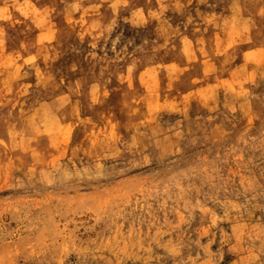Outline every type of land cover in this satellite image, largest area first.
Returning <instances> with one entry per match:
<instances>
[{"label": "rangeland", "instance_id": "374dc122", "mask_svg": "<svg viewBox=\"0 0 264 264\" xmlns=\"http://www.w3.org/2000/svg\"><path fill=\"white\" fill-rule=\"evenodd\" d=\"M263 91L264 0H0V264H264Z\"/></svg>", "mask_w": 264, "mask_h": 264}, {"label": "bare ground", "instance_id": "6f19581e", "mask_svg": "<svg viewBox=\"0 0 264 264\" xmlns=\"http://www.w3.org/2000/svg\"><path fill=\"white\" fill-rule=\"evenodd\" d=\"M161 15V14H160ZM165 18V17H164ZM169 20V19H168ZM164 22H166V21H164ZM163 22V23H164ZM167 27V26H166ZM164 27H162V29H163ZM165 29H163V31H164ZM171 30V29H170ZM166 33V32H165ZM92 42V41H91ZM92 44V43H91ZM79 45V44H78ZM92 47V46H91ZM87 54V53H86ZM39 70V69H38ZM38 73V72H37ZM40 74V73H39ZM43 76V75H42ZM264 92V91H263ZM261 94V93H260ZM259 95V94H258ZM244 99V98H243ZM250 99V98H249ZM256 99V98H255ZM248 100V99H247ZM239 102V101H238ZM237 102V103H238ZM250 102V101H249ZM240 103V102H239ZM248 103V102H247ZM221 106H223V105H221ZM225 106V105H224ZM248 106V105H247ZM208 107V106H207ZM211 108V107H210ZM238 108V107H237ZM214 109V108H213ZM240 109H242V108H240ZM204 110V109H203ZM227 110V109H226ZM201 111V110H200ZM221 112V111H220ZM226 112V111H225ZM213 113V112H212ZM239 113V112H238ZM221 114H222V112H221ZM228 115V114H227ZM214 116V115H213ZM217 117V116H216ZM231 117V116H230ZM216 119V118H215ZM203 120V119H202ZM231 120V119H230ZM212 121V120H211ZM202 122V121H201ZM26 123H27V121H26ZM187 123V122H186ZM215 123V122H214ZM190 124V123H189ZM172 126V125H171ZM179 126V125H178ZM173 127H174V125H173ZM172 127V128H173ZM162 128V127H161ZM181 130H182V128H181ZM183 131V130H182ZM185 131V130H184ZM166 132V131H165ZM174 132V131H173ZM168 133V132H167ZM181 133V132H180ZM184 134V133H183ZM191 134V133H190ZM189 134V135H190ZM157 135V134H156ZM182 135V134H181ZM170 136V135H169ZM176 136V135H175ZM167 137V136H166ZM181 137V136H180ZM164 138V137H163ZM17 145V144H16ZM94 152V151H93ZM136 162V161H135ZM135 164V163H134ZM111 174V173H110ZM114 175V174H113ZM84 181H86L85 179H84ZM79 216V215H78Z\"/></svg>", "mask_w": 264, "mask_h": 264}]
</instances>
